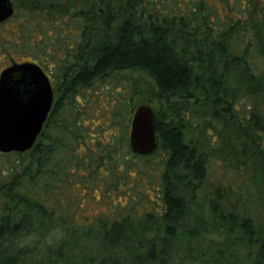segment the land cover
<instances>
[{
    "label": "trees",
    "instance_id": "1",
    "mask_svg": "<svg viewBox=\"0 0 264 264\" xmlns=\"http://www.w3.org/2000/svg\"><path fill=\"white\" fill-rule=\"evenodd\" d=\"M11 2L0 53L47 70L54 98L33 147L0 153V264H264V0ZM124 71L154 83L149 156L128 146Z\"/></svg>",
    "mask_w": 264,
    "mask_h": 264
},
{
    "label": "water",
    "instance_id": "2",
    "mask_svg": "<svg viewBox=\"0 0 264 264\" xmlns=\"http://www.w3.org/2000/svg\"><path fill=\"white\" fill-rule=\"evenodd\" d=\"M13 13L11 0H0V24ZM53 98L48 76L35 63H15L0 72V153H24L33 147ZM128 146L143 157L158 147L155 115L147 105H139L132 113Z\"/></svg>",
    "mask_w": 264,
    "mask_h": 264
},
{
    "label": "rangeland",
    "instance_id": "3",
    "mask_svg": "<svg viewBox=\"0 0 264 264\" xmlns=\"http://www.w3.org/2000/svg\"><path fill=\"white\" fill-rule=\"evenodd\" d=\"M13 28H14V24L9 21V22H7V23H5V24L0 26V34H7ZM10 56L17 62L25 59V55L23 53L21 54L20 52L11 53ZM9 65H10V57L7 56L6 54H4L3 52L0 53V72L4 68H7ZM44 72L47 75V70H44ZM117 77H119L118 79H119L120 82L123 83L124 87H130L131 88L130 95H134V94H136L138 92V94L135 95L132 98L134 102L130 103L131 106L133 105V107L135 106L137 108L139 105H147L151 109L155 108V105L152 102H151L152 103L151 104L150 101L148 100V99H152V95L149 92H146L144 90V88L146 86H149L150 89H154V83L149 77H147L143 73L132 72V71H124V72L117 73ZM50 84L53 87V83H50ZM137 99H139V100H137ZM102 101H104L103 97H102ZM133 111L131 112L130 120H131ZM96 123L98 125L104 124L101 120L97 121ZM128 127H130V121H129V126ZM128 131H129V129H128ZM211 155L215 156L216 152H212ZM153 161L155 162L154 159H151V163H147V164L148 165H152ZM143 164H145V163H143ZM141 179H142V184L134 182V184H137L136 188L137 189H142L143 195L148 194V195H146L147 197H145V198L142 197L144 200L149 198L150 201H153L154 200V196L151 193V191L155 190L156 187L154 188L150 183H148L145 180V178H143V175H142ZM130 187H131L130 183H125L123 185L120 184V186H118L117 194H114L116 192H113L112 195H106V197H108V199H107L108 201L106 200V202H103L101 204L100 203L96 204V203H93V202H90V203L86 202L85 203L86 204L85 205V211L88 214H90V215H95L98 212L104 210L105 207L108 206L110 203H112L113 201L110 200L112 198H114V202H117L116 200L118 199V202H120V203L122 202L124 204V202H127L128 199H131V197L135 196V194H136V193L135 194H131V196L128 197L127 194H129V188ZM211 195H212L211 190H209L207 182L204 181V182H202L200 188L196 192L195 200L194 199L191 200L189 202V204L192 205V208L196 209L197 211H199V209L208 208L209 202L213 201ZM100 196L101 195L99 193H97V192L95 193V197L97 199ZM139 196H141V195L139 194ZM100 200L101 201H105L103 199V197H101ZM228 204L229 203H227V205ZM225 206L226 205H224V210L226 212L228 210H230V208H228V207L225 208ZM254 207L255 206H253L251 204H247L245 206H242V204H239L237 210H235V211H237V214H242L244 217L245 216L246 217L247 216L251 217L252 220H253V224L257 226L259 224V220H260V213H259L258 210H255ZM138 210L141 211L142 208H138Z\"/></svg>",
    "mask_w": 264,
    "mask_h": 264
}]
</instances>
